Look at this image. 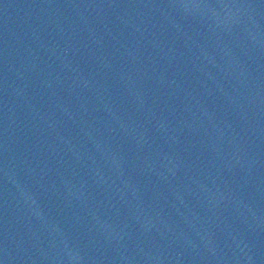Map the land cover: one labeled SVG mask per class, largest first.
Here are the masks:
<instances>
[{
  "label": "water",
  "instance_id": "1",
  "mask_svg": "<svg viewBox=\"0 0 264 264\" xmlns=\"http://www.w3.org/2000/svg\"><path fill=\"white\" fill-rule=\"evenodd\" d=\"M0 264H264V0H0Z\"/></svg>",
  "mask_w": 264,
  "mask_h": 264
}]
</instances>
